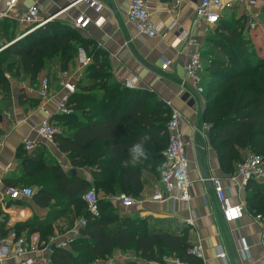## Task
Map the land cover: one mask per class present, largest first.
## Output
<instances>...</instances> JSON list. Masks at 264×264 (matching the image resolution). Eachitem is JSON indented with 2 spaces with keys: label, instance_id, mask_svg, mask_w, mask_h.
Segmentation results:
<instances>
[{
  "label": "trees",
  "instance_id": "16d2710c",
  "mask_svg": "<svg viewBox=\"0 0 264 264\" xmlns=\"http://www.w3.org/2000/svg\"><path fill=\"white\" fill-rule=\"evenodd\" d=\"M3 21H9L10 29L6 33L0 30L1 35L5 43H10L0 51V57H17L18 70L32 86L38 85L42 69L50 60L59 58V69L65 71L76 64L80 48L90 58L84 77L77 82L78 90L71 96L70 111L57 114L52 121L60 128L55 137L58 148L68 156L73 168L90 170L92 181L48 162L43 151L24 152L25 160L37 159L43 169L34 170L31 178L23 175L40 190L32 198L19 199L23 204L32 200L49 212L44 220L33 218L17 225L16 231L22 234L27 230L26 235L37 232L48 242L53 223L72 213V221L79 218L85 224L80 225L79 236L69 247L52 249L49 264H95L97 260L106 261L116 251L133 253L142 262L115 264H170L173 258L201 264L190 252L193 242L188 228L170 231L158 227L157 222L166 219L120 216L111 199L121 194L139 197L148 179L161 186L163 152L168 146L167 123L171 118L168 104L147 90L128 88L116 81L105 51L88 44L76 27L51 21L14 41L17 22L7 18ZM246 24L243 17L223 14L214 34L206 39L217 50H208L207 45L201 48L203 61L204 55L211 57L204 62L208 75L202 117L209 126L207 138L217 152L220 167L229 175L248 154H259L264 159V57L254 49L250 51L244 34ZM0 92L1 114L2 105L10 106L12 99L11 80L2 74ZM72 108L76 113H71ZM137 144L145 156L133 161L132 149ZM145 174L151 178H145ZM13 181L8 180L10 187L24 188ZM91 188L104 194L98 198L97 216L89 212L83 199ZM245 192L246 209L264 219V182L251 180ZM8 233L0 223V238Z\"/></svg>",
  "mask_w": 264,
  "mask_h": 264
},
{
  "label": "crops",
  "instance_id": "0c3cea01",
  "mask_svg": "<svg viewBox=\"0 0 264 264\" xmlns=\"http://www.w3.org/2000/svg\"><path fill=\"white\" fill-rule=\"evenodd\" d=\"M100 1L105 6L101 12L97 13L83 3L71 6L72 0H19L15 9L8 16H4L6 0H0V21L6 18L12 19L19 25V17L25 8L34 3L40 6L42 17L50 19L49 22L60 21L74 26L72 22L79 15L84 14L90 17L92 23L89 27L79 30L87 39L88 44L105 51L114 79L122 83L125 80L137 78L136 88L147 90L163 101L171 102L183 115L181 130L188 143L187 152L192 181L189 203L179 200L175 202L172 200L154 201L152 197L161 186L158 181L149 180L148 178L151 177L145 174L144 177L148 179V182L140 196L134 199L133 205L124 207L118 198L111 197L120 215L143 216L155 221L166 219L165 222L158 221L157 224H159L158 227L163 226L170 231H181L188 228L193 244L200 242L203 247L204 258L200 259L201 264H264L262 244L264 219L245 209L240 219L227 223L223 218L222 205L216 197L213 186L211 188L207 186L202 174L203 166L209 178H221L226 188L231 186L230 175L221 169L217 152L207 138L209 126L204 123L202 117L204 93L199 94L188 86L182 87L188 56L195 47L189 45L188 40L173 47L174 40L181 33L183 35L187 33L189 38L196 39L202 47L205 44L211 30H204V27L195 21L199 0H147L151 17L158 25L159 33L155 37H142L141 39L138 38L135 25L128 20L127 0ZM263 9L264 0H260V5L253 7L248 13L239 8L226 12L228 16L238 12V15L234 14V16L244 18L247 23L244 34L246 36L249 34L247 39L250 38L254 46L255 40L258 39V47L255 48L261 57H264V43L260 41L264 37V25L261 23L262 25H259L257 30H252L254 28L250 26L253 21L250 12L254 15ZM100 18H103V21L98 25L96 21ZM252 34H255L254 39ZM262 40L264 42V39ZM164 58L171 61L167 68L163 65ZM71 72L74 80H78L77 82L84 77V73ZM45 73L42 75L49 76L51 79V98L46 103L49 115L42 109L39 97L35 93H29V89H35L38 85L32 86L27 78L13 90L10 106L9 104L2 105L0 114V223L6 226L8 232L16 230L17 225L26 224L33 218L44 220L49 212L48 208L38 206L32 200L23 204L21 199H11L6 194L10 187L9 179H13V183L17 182L19 186L33 188L36 193L40 190L39 185L31 184V180L23 176L29 175L31 178L34 170L42 171L43 169L37 159L25 160L23 153H32L25 147L26 139L37 142L36 151H43L48 162L57 163L66 171L75 170L76 173L92 181L90 170L73 168L68 156L60 151L56 141L45 143L35 131L43 118L50 116L52 120L57 115L55 102L63 93L62 83L58 76L54 75V70ZM42 75L38 82L44 77ZM187 84L189 85L190 81ZM20 94L24 96L20 98ZM74 112L76 113V110L72 108L71 113ZM79 117L84 121L82 115L79 114ZM54 122L57 121L54 120ZM232 200L233 202L244 201L246 204L245 188L236 191V196ZM191 215L196 217L195 224L192 226L185 222ZM79 220L72 221L67 215L61 216L52 225L57 237V239H52L57 240L55 241L57 244L65 242L69 247L70 242L79 236ZM24 233H27V230ZM243 240L249 246V250L244 255L239 250V244ZM221 251L226 253L225 259L217 258V253ZM130 254L134 256V259H127L125 253L116 251L108 258V261L97 260L95 264L126 263L136 260L138 263L142 262L133 253ZM115 259L118 260L115 261ZM16 263V259L8 261V264Z\"/></svg>",
  "mask_w": 264,
  "mask_h": 264
},
{
  "label": "built area",
  "instance_id": "2783aa9c",
  "mask_svg": "<svg viewBox=\"0 0 264 264\" xmlns=\"http://www.w3.org/2000/svg\"><path fill=\"white\" fill-rule=\"evenodd\" d=\"M19 0H6V12L4 16H8L15 7ZM128 2V20L133 23L138 31V38L142 37H155L159 33V27L156 25L150 14V6L147 0H127ZM85 4L89 8H92L97 13L104 9V3L100 0H72L71 6L78 4ZM260 5V0H199L196 11V23L204 27V30H213L219 23L222 15L227 11L234 9H243L245 12H249L253 7ZM253 21L250 26L255 27L262 19V10L256 13L250 12ZM50 21L45 19L41 15L40 6L34 3L25 8L19 22L25 27V31L18 37L21 39L34 30L44 26ZM103 18L96 21L99 25L102 23ZM74 27L78 29H86L92 23V19L84 14L79 15L73 22ZM179 34L174 40L173 47H177L182 41L188 40L189 45L195 47L189 53L188 60L185 66V77L183 78L182 87L187 86L194 89L199 94L205 92L204 88V68L205 64L202 58L201 48L202 46L196 39L189 38L186 35ZM7 44H3L0 37V51L4 49ZM164 67L167 68L171 61L163 59ZM90 64V58L87 56L85 50L80 48L77 55L75 66L70 67L68 70L58 71V78L62 83L63 93L59 99H56V111L57 114L68 113L69 102L71 96L76 93L77 81L74 80L71 75V71L78 73H84L85 68ZM188 81L190 84L188 85ZM125 87L136 88L137 78L131 80H125L122 82ZM29 93H35L41 100V107L49 115V111L46 108V103L51 98V79L49 76H44L39 82L38 86L34 89H29ZM171 109V118L167 123L168 133V146L163 152L164 161L161 167V187L157 189L152 199L154 201H169L173 202L179 200L185 203H189L191 199V184L190 179V162L188 159L187 140L181 130V121L183 118L179 109L173 106L171 102H167ZM9 116V115H8ZM38 136L45 143H52L55 141V137L60 133V128L53 123L50 116L43 118V120L35 128ZM25 147L28 151H32L37 147V142L32 139L25 140ZM213 189L216 193L218 201L222 205L223 218L229 223L240 219L246 209L244 201L233 202L232 198L236 196V191L245 188L251 180L257 182H264V159L261 155L251 153L248 154L245 159L237 166L236 171L229 176L231 186L226 188L221 178H210ZM36 191L30 187L18 188L9 187L6 194L11 199H19L21 197L32 198ZM83 199L88 205L89 212L93 216H97L99 213L98 197L96 190L91 188L84 195ZM124 207H128L135 203L132 196L121 194L118 196ZM260 217V216H259ZM195 215L189 216L185 222L192 226L195 224ZM85 221H82V225ZM56 244V247H67V243L62 242L57 244L54 240L48 242L43 241L38 233H32L26 235L25 233H18L16 230H12L7 236L0 238V264H8L10 260H17L16 264H49L51 262V245ZM262 244L264 246V234L262 238ZM239 250L244 255L249 246L246 241L243 240L239 244ZM190 252L199 259L204 258L203 247L200 242L194 243L190 249ZM127 259H134V256L130 253H126ZM217 258L225 259V252H218ZM118 259H115L117 261ZM108 261V259H107ZM112 261V260H111ZM170 264H191L182 261L179 258H173L170 260Z\"/></svg>",
  "mask_w": 264,
  "mask_h": 264
},
{
  "label": "rangeland",
  "instance_id": "374dc122",
  "mask_svg": "<svg viewBox=\"0 0 264 264\" xmlns=\"http://www.w3.org/2000/svg\"><path fill=\"white\" fill-rule=\"evenodd\" d=\"M234 14H237L238 15V12H234ZM233 14V15H234ZM263 14H264V11H263ZM230 16H232V15H230ZM8 22L9 21H3L2 20V22L0 23V30H2L3 29V31L5 32V31H7V32H9V27H7L8 26ZM264 25V16L262 15V19H261V21H260V23L258 24V25H256L255 27H254V29H252V30H257L260 26L259 25H262V24ZM25 31V28L21 25V24H19V25H17L16 26V30H15V37H14V41H16V40H19L18 39V36H20L23 32ZM214 30H211L209 33H208V35H213L214 34ZM245 32V31H244ZM1 31H0V36H1V40H2V42H3V44L5 45V44H7V42L5 43V36L2 34L1 35ZM6 33V32H5ZM252 33H255V32H252ZM253 35H254V37H255V34H252V37H253ZM248 37H249V34L247 35ZM247 36H246V38H247ZM254 37H253V39H254ZM262 39H264V37L262 38ZM260 40L261 41V43H264L263 42V40ZM248 47H249V49H250V51L252 50V49H254V50H256V52H257V49L255 48V47H258L257 45L259 44L257 41H258V39L257 40H255V46L252 44V42H251V39L250 38H248ZM8 43H10V42H8ZM204 45H207V49L209 50V48L210 49H213V50H217V49H215L214 47H212L210 44H208L207 42H205V44ZM264 45V44H263ZM251 46V47H250ZM7 47V46H6ZM203 49H205V46L203 47ZM262 49V48H261ZM212 51V50H211ZM263 51H264V49H263ZM255 54V53H254ZM257 54H258V52H257ZM257 54H255V56L257 55ZM264 54V53H263ZM258 56H260V54H258ZM210 56H208L207 54L206 55H204V62L205 63H207L206 61H208V60H210ZM17 60V57H15V56H10V55H4V56H1L0 57V71H1V74H2V76H5L7 79H9V80H11V95H12V92H13V90L14 89H16V87H18L20 84H21V82H23L26 78L20 73V70H18V63H15V61ZM13 63V64H12ZM60 61H59V58H56V59H53V60H50V61H48V62H46V65H45V67L42 69V72H41V74L40 75H42V73H48V72H50V71H53L54 70V75H56V76H58V74H59V72L60 71H58L59 70V65H60ZM59 64V65H58ZM9 65H11V66H9ZM206 67H207V65L205 64V68H204V77H205V81H204V88L206 87V80H207V78H206V76L208 75V71L206 70ZM18 73V74H17ZM45 73V74H46ZM0 74V75H1ZM42 76H44V75H42ZM2 99H3V95H2V93L0 92V101H2ZM97 193V192H96ZM100 196H104V194L103 193H98L97 194V197L99 198ZM113 197V199H115V198H118V195L117 196H112ZM133 197V196H132ZM134 199H135V197H133ZM119 210V209H118ZM121 216V215H120ZM69 217L70 218H72L73 217V215H72V213H70L69 214ZM77 219H79V218H77ZM82 221H83V219H80L79 220V222H78V224H82ZM79 228V227H78ZM63 229V228H62ZM58 232H60V230H59V228H58ZM55 236V237H54ZM51 238V239H50ZM52 238H55V239H57V237H56V235H55V231L53 230V234L52 235H50L49 237H48V239L49 240H53ZM48 240V241H49ZM55 241H57V240H55ZM122 262V261H121ZM122 263H125V262H122Z\"/></svg>",
  "mask_w": 264,
  "mask_h": 264
},
{
  "label": "clouds",
  "instance_id": "9594fccd",
  "mask_svg": "<svg viewBox=\"0 0 264 264\" xmlns=\"http://www.w3.org/2000/svg\"><path fill=\"white\" fill-rule=\"evenodd\" d=\"M133 161L137 160L141 156H145V152L140 144H137L132 149Z\"/></svg>",
  "mask_w": 264,
  "mask_h": 264
},
{
  "label": "water",
  "instance_id": "95a60500",
  "mask_svg": "<svg viewBox=\"0 0 264 264\" xmlns=\"http://www.w3.org/2000/svg\"><path fill=\"white\" fill-rule=\"evenodd\" d=\"M70 173L71 174H76V171L72 170V171H70ZM202 174H203V177H204V179H205V181L207 183V186L211 188L212 187L211 180H210L209 176L207 175L206 169H204L203 166H202ZM55 247H56V244L53 243L51 245V249H54Z\"/></svg>",
  "mask_w": 264,
  "mask_h": 264
}]
</instances>
